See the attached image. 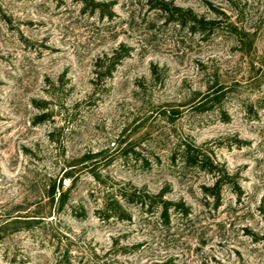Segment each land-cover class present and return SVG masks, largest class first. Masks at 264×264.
Returning a JSON list of instances; mask_svg holds the SVG:
<instances>
[{"label":"rangeland","instance_id":"1","mask_svg":"<svg viewBox=\"0 0 264 264\" xmlns=\"http://www.w3.org/2000/svg\"><path fill=\"white\" fill-rule=\"evenodd\" d=\"M94 1L100 10L0 0V217L37 219L0 239V264H92L93 249L100 264H264V0H170L221 20L205 36L147 0ZM111 57L112 73L96 76ZM209 91L220 102L196 109ZM41 112L50 116L35 120ZM182 139L225 165L240 191L225 185L216 202L200 189L212 176L177 173L168 154ZM93 174L166 187L189 212L171 214L167 230L134 208L130 223L101 220ZM125 244L139 245L121 253Z\"/></svg>","mask_w":264,"mask_h":264},{"label":"trees","instance_id":"2","mask_svg":"<svg viewBox=\"0 0 264 264\" xmlns=\"http://www.w3.org/2000/svg\"><path fill=\"white\" fill-rule=\"evenodd\" d=\"M85 7H92L100 10L103 4L94 0H80ZM148 7L158 10L165 21L173 22L180 27H185L191 32L207 35L208 31L217 26L221 21L215 18H207L197 15L191 8H183L174 5L170 0H147ZM100 61V59H99ZM117 61L116 57L108 59L106 64H95L98 75L108 76L112 73V69ZM154 74L155 68L151 69ZM220 102V95L217 91L205 93L195 104V108H204L214 106ZM40 107V106H39ZM42 109V108H41ZM49 117V112H41L36 115L35 120H42ZM52 135V133H50ZM168 163L177 173H186L190 169L205 172L212 176L211 184L201 185V193L205 197H211L212 200L218 202L221 191L225 185L232 184L236 191H240L235 174L231 173L225 165L215 159L208 150L202 148V145L195 144L191 139H182L175 143L168 154ZM94 175V174H93ZM63 178L68 177L73 180L71 167H65L62 174ZM97 183H103V190L99 198L98 205L94 209V214L101 220L114 219L124 222H132V214L129 208H134L138 211L144 220L153 221L161 227V229H169L171 214H180L186 216L189 212V207L183 200H171L166 195L168 190L166 187L161 188L157 192H151L145 186L139 187L131 182H119L112 179L109 184L94 175ZM54 189L53 185H51ZM56 195V192L54 193ZM54 195V196H55ZM64 192L57 195V201L62 202ZM62 204V203H60ZM17 209L5 216L0 217V239H4L11 233L28 229L33 226L37 219L29 218V215L20 214ZM73 216L76 219H84L86 212L84 210L75 212ZM139 244H125L121 246V253L130 252L137 248ZM90 260L92 264H100L98 255L93 249L90 251ZM101 264H125L110 262L108 258L102 260Z\"/></svg>","mask_w":264,"mask_h":264}]
</instances>
